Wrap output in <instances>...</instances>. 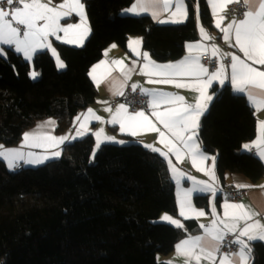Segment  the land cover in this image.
I'll list each match as a JSON object with an SVG mask.
<instances>
[{
  "label": "trees",
  "instance_id": "16d2710c",
  "mask_svg": "<svg viewBox=\"0 0 264 264\" xmlns=\"http://www.w3.org/2000/svg\"><path fill=\"white\" fill-rule=\"evenodd\" d=\"M83 1L91 35L81 48L57 43L64 71L49 52L32 63L11 48L6 59L0 57V145H20L22 134L45 119L56 120L59 134L71 129L96 101L89 73L110 45L126 48L140 36L155 60L168 62L182 58L185 45L198 39L194 0L187 21L176 25L125 15L135 0ZM198 2L201 22L212 30L207 0ZM213 93L200 123L201 146L217 156L224 186L229 174L257 184L264 164L244 151L256 137V111L230 85L215 86ZM195 204L209 210V195L196 196ZM164 213H178L168 164L136 141L96 150L88 135L66 144L59 159L20 170L0 159V264H164L159 256L172 254L188 234L162 222ZM249 247L251 264H264V242Z\"/></svg>",
  "mask_w": 264,
  "mask_h": 264
},
{
  "label": "snow or ice",
  "instance_id": "6c2138e0",
  "mask_svg": "<svg viewBox=\"0 0 264 264\" xmlns=\"http://www.w3.org/2000/svg\"><path fill=\"white\" fill-rule=\"evenodd\" d=\"M209 2H211V0H209ZM225 2L231 3L233 0H225ZM235 2L239 3L240 0H235ZM4 3L9 6H12L14 3H23V8L15 7L9 12L5 11L3 7H0V57L7 58L5 46L11 48L18 54L22 53L24 58L29 61L33 59L34 53H38V50L43 49L47 51L51 49L52 55L57 59V66L59 68H64L65 65L59 60V55L56 50L51 47L48 38L49 36H54L56 39H60V36L57 35L58 33L62 32L67 35L70 30L80 28L79 24L70 23L64 27L61 25V20L64 19L66 22L68 18H71L73 12L79 15L83 20L84 4L81 0H64V3L60 4L58 7H50V0L49 3L41 2V0H31L30 3H24L23 0H0V4ZM243 3L248 5V9L239 13V15L243 17L242 19L234 18L226 27H221L220 20H216L215 27L220 29L223 33V40L230 46L238 47L239 51L244 54L247 60L256 64L264 65V0H243ZM194 7L196 9V20L199 25L200 12L198 0H194ZM215 7V4H213V17L216 16ZM62 9L68 10L62 11ZM126 11L136 15L150 13L152 18L158 23H182L188 18V10L185 7V0H135L133 6ZM164 12H169L171 17L180 16L182 19H160L161 14ZM9 16L12 21L22 27L12 26V23L7 19ZM199 31L202 37H207V33L202 26H199ZM208 38L210 39V37ZM233 38L235 42L234 45H232ZM65 42L71 43L78 41ZM141 43L142 38L131 40L129 43V48L136 56H139L140 53H138L136 48L132 47V45H139ZM110 47L114 48L116 45ZM200 47L201 45L199 42L195 44L190 43L188 45L190 52L192 49H199ZM218 53L219 48L213 45L212 54L209 57V65L215 70L210 71L209 66H205L200 62L199 56L189 54L182 61L175 64L170 63L160 65L151 61L149 54L144 52L143 60L146 63L140 68V74L165 77L159 80L149 79L148 82L163 84L175 83V86L178 88L187 87V85L175 82L169 77L192 76L196 78L197 83H201L202 78L205 77L209 79H219L224 73L225 65L221 63L219 68H216L213 58L216 57ZM224 55H231L230 78L231 83L235 86L234 90L239 93H247L249 101H251L256 111H259L260 108L264 106V71H260L253 67L252 64L242 60L238 55L228 53H225ZM112 63L122 66L120 72L123 77V82H121L119 89L113 91V95L123 96L125 94L123 92L124 83H126V81L131 78L132 73L136 71L137 61L133 60L130 67L124 65L123 60H113ZM96 67L98 66H94L93 72ZM149 67L151 70L145 71V69ZM29 75L35 79L38 73L32 71ZM89 75H92V73L90 72ZM93 80L97 86H99L100 81H97L95 76H93ZM219 82L223 84L224 80L220 79ZM131 88L132 91L135 92L137 88H139V85L132 84ZM253 88L260 90L258 95L253 94ZM139 90L141 95L150 98L147 104L148 107L152 109L151 115L154 116L156 121L171 134L175 141L179 142L183 149H186L191 153L193 166H196L197 156H200L203 159H208V157L204 156V154L199 151V145L196 144L193 139V137L196 136V130L198 129L197 117L201 114L200 109L202 106L199 103V99L194 106L185 105L182 103L184 101V97L182 96H174L171 93L144 88H140ZM208 99H211V97H208ZM177 102H180L181 106L167 108L164 111L157 110L162 104H173ZM98 103H100V101H98ZM103 103H107V101H104ZM105 111L112 112V109L109 107L106 108ZM81 118L82 122L75 135H72L71 133H67L63 136L51 135L50 131H46L45 129L51 128L54 130L56 122L52 119H49L42 124H38L36 129L22 134V142L19 148L6 149L3 145H0V159L7 162L9 169H15L18 167L19 165L17 164V161H23L24 163L31 165H41L48 161L59 159L63 151L60 146L70 144L78 137H83L85 132L81 131V129L86 127V122L89 118L103 122V119L100 116L95 115L94 110L91 108L87 109L86 113L78 114L77 117L74 118V127L77 121H81ZM138 119L145 121L152 131H159L161 138L165 137V132L160 131V129L148 119L143 110H133V113L129 114L128 107L123 103L119 104L116 107L115 112L112 113L110 123L114 125L119 123L120 131L124 132L126 128L125 121L133 122ZM259 125L262 132H264V121L259 122ZM128 130L133 136L137 134L132 123L128 124ZM94 135L97 137L96 148H99L103 129H100L98 132L94 133ZM105 139L113 140L114 138L105 136ZM120 142L123 143V141ZM160 142L164 143L165 141L161 139ZM261 143H264V139H261ZM26 146L42 149L53 148L57 150L51 152L46 151V154L29 152L27 156H25L21 149ZM165 146L168 147V152H163L153 145H145L146 148H149L154 153H159L160 156L167 160L170 171L174 173L175 176L183 175L175 166H173L172 161L168 159V153L171 152L176 156L177 160H179L181 158L180 149L177 148L171 140L165 143ZM244 147L247 149L249 148V145L246 144ZM94 154L95 149L93 151V156ZM261 156L264 157V153H261ZM214 167L215 159L213 158V169ZM198 170L204 171L205 175H208L212 181H216L217 178L214 170ZM187 179L193 181V188L184 191V199L179 201L180 215L185 216L184 209L187 205V207L195 213L196 217H203L206 215L205 211H197L192 208L191 203L188 200L189 195L193 192H198L211 193L212 196L215 197L217 191L213 188L212 184H209L206 181H197L192 177H187ZM176 182L179 184V180ZM237 187L244 188L248 186L238 185ZM237 194L240 193L238 192ZM222 207L225 210V219H220L217 216L215 206H213L212 215L216 217V219L212 221L211 225L199 226L204 229V234L188 236L175 245L177 256L183 255L185 257V264H190L193 259L196 261V264H199L201 257L213 261V264H215L217 254L220 256V264H228L229 257L233 255H238L240 259H243L247 245L240 239V237L247 236L249 231L253 228L264 230V224H261L258 219L251 224L248 223V221H253L254 217L260 215V213L252 211L248 205L243 203L225 202ZM229 208L237 211L230 215L227 211ZM161 219L168 221L177 228H183L180 221L173 219L167 214ZM241 221L244 222L243 226H241ZM221 225L222 227H219ZM237 229H239L238 234ZM229 234L235 235V239L226 240L225 237ZM258 238L264 239V234L260 235ZM249 239H252V237H249ZM233 245L241 246L238 253L221 251L222 248L231 249ZM248 252H250V249H248ZM164 264H172V262L166 261Z\"/></svg>",
  "mask_w": 264,
  "mask_h": 264
},
{
  "label": "crops",
  "instance_id": "0c3cea01",
  "mask_svg": "<svg viewBox=\"0 0 264 264\" xmlns=\"http://www.w3.org/2000/svg\"><path fill=\"white\" fill-rule=\"evenodd\" d=\"M31 0L26 1L25 3H30ZM41 2L44 3H49V0H41ZM81 2L84 4V1L81 0ZM64 0H50L49 6L50 7H58L60 4H63ZM235 0L231 3H226L225 0H207V4L209 6L210 12L212 14L213 12V4H215V11H216V16L213 17L212 14V23H213V29L209 30L206 28L203 23L201 22V19L199 20V25L197 23V29H198V39L194 42H189L185 45V50H184V55L182 58L175 60V61H168V62H159L155 60L150 53L144 49V44L143 40L142 43L137 45L133 44L132 47L136 48L137 52L140 53L139 56H136L131 49L129 48V43L131 40H135L137 38H142L140 36H132L128 43L127 47L123 48L117 44H112L116 45V47H107L104 51V55L100 61H98L96 64H94L90 70L92 75H90V79L92 80L93 84L96 86L98 90V95L96 98V101L87 107L85 110H83L81 113H86L87 109L91 108L94 110L95 115L100 116L103 119V122L97 121L95 119L89 118V120L86 122V127L84 129H81V131L85 132V135L83 137H78L77 139L73 140L77 141L80 140L88 135H92L95 139V147L97 143V137L94 135V133L98 132L100 129H103V135H101L100 140V146L101 147L103 144L107 143H113V144H127L131 141H136L143 146L145 145H153L156 148H159L163 152H168V147L165 146V143H167L169 140L172 141L173 144L176 145L177 148L180 149L181 153V158L177 160L176 156L169 152L168 153V159L172 161L173 166H175L180 173L183 175L175 176L174 173H171L172 179L176 185V204L178 207V213L175 214H170V213H164L161 218L167 214L173 219H176L180 221V223L183 225V229H185L188 234L185 238L188 236H195V235H203L204 234V229L200 228V225H211L212 221L216 219L212 215V210L213 206H215V210L217 213V216L220 219H225L224 217V209L222 207L223 203L225 202H235V203H243L245 205H248L250 209L254 212L260 213L259 216H256L253 218V221H248L249 224L253 223L255 220H260L261 224H264V177L257 183L253 184L250 180H248L244 175L241 174H229L227 176L226 180V186H224L220 180L218 179V174H217V156L215 154H207L204 152L199 137V129H200V123L202 117L208 112L211 103L213 102L214 99V93H213V88L215 86L223 87L226 85H230L232 88V91L236 95H242L246 97L250 105L255 109V107L252 105L251 101H249L247 93H239L234 90L235 86L231 83V68H230V63H231V55L225 56V53L228 54H235L240 56L242 60H245L247 63L252 64L253 67L257 68L260 71H264V65L256 64L253 63L250 60H247V58L244 56L242 52L239 51V48L236 46H230L228 43H226L223 40V33L220 31V29H217L215 27V21L220 20L221 22V27H226L228 23H230L234 18L235 19H242V18H237L234 16H229L228 15V10L229 8L233 5L236 4ZM239 3H243V0H240ZM199 4V2H198ZM248 6V5H247ZM185 7L188 10V16H189V0H185ZM23 8V7H22ZM195 8V7H194ZM68 9H62V11H67ZM199 12H200V5H199ZM84 19L82 20L79 15H77L75 12L72 13L71 18H68L67 21L65 22L64 19L61 20V25L66 27L67 24H79L80 28L78 29H73L70 30L67 35L64 33L60 32L57 35L60 36V39H56L54 36H49L48 41L51 44V47L54 48L57 52V43H62V44H67L72 47L76 48H81L85 45L86 41L88 40L89 36L91 35V27L90 23L88 20V16L86 13V8L84 4ZM125 15L128 16H149L152 18L150 13H144L140 15H136L131 12H125ZM195 15H196V9H195ZM8 19V18H7ZM153 19V18H152ZM160 19L164 20H172V19H182L180 16L176 17H171L169 12H164L161 14ZM188 19V18H187ZM186 20L182 23H159V24H183L185 23ZM10 23H12V26L14 27H19L14 21L9 19ZM154 22L158 23L156 20L153 19ZM197 22V20H196ZM199 26H202L205 29V32L207 33V37H202L200 31H199ZM82 37V38H81ZM210 37V39L208 38ZM65 41H78V42H65ZM199 42L201 47L199 49H192L191 52L188 49V45L190 43L195 44ZM234 38L232 39V45H234ZM215 45L219 48V53L217 54L216 58L218 59V67L221 63L225 65L224 73L223 75L217 79V78H202L201 83H197L196 78L192 76H175V77H169L170 79H173L175 82L182 83L187 85V87H181L178 88L175 86V83L172 84H163V83H149L148 80H159L163 79L165 77H161L159 75H153V76H147V75H141L140 74V68L143 67V65L146 63L143 60V53L147 52L149 54V58L151 61H154L156 64L164 65V64H175L177 62L182 61L186 56L189 54L193 56H199L200 57V62L202 64V57L206 54H209L211 56L212 54V46ZM7 46H5V51L7 52ZM43 52H49L51 55V49L45 51L43 49L38 50V53L33 54V59L31 61L27 60L24 58L23 54L20 53V55L29 63H32L35 56L39 53ZM58 53V52H57ZM53 56V55H52ZM54 57V56H53ZM56 64H57V59L54 57ZM59 60L62 62L63 60L59 56ZM113 60H123L124 65L126 66H131L132 61L136 60L137 65H136V71L132 73L131 78L124 83L123 86V92L125 93L126 89L132 84H137L139 85V88H144V89H150V90H157V91H162L166 93H171L174 96H182L184 97V101L182 102L185 105H195L197 103V100L199 99V103L201 104V109H200V115L197 117V125L198 129L196 130V136L193 137L194 141L196 144L199 145V151H201L204 156L208 157V159H203L200 156L196 157V166H193L192 164V155L191 153L188 152V150L183 149V147L179 144V142L175 141V139L171 136L170 133L167 132L166 129L163 128L162 125H160L154 116L151 115L152 109L148 108L145 110V115L148 117L149 120H151L160 131L165 132V137L161 138L160 137V132L159 131H152L147 123L143 121L142 119H138L137 121L129 122L125 121V131L121 132L120 131V126L119 123H116L115 125L110 123L112 113L115 112L116 107L123 103L128 107L129 111V106L126 104L123 100H121L122 96H117L113 95V91L115 89H119L121 82H123V77L121 75L120 69L121 65L113 64ZM230 61V62H229ZM103 62V63H102ZM63 63V62H62ZM205 65V64H204ZM94 66H98L95 68V71L93 72ZM206 66V65H205ZM58 67V66H57ZM59 68V67H58ZM151 68H146L145 71H150ZM93 76H95L97 81H100L99 86L94 82ZM220 79L224 80V83L221 84L219 82ZM251 87V86H249ZM199 89V90H197ZM254 95H258L260 90L259 89H252ZM208 97H211V99H208ZM259 98V96H258ZM150 98L148 97V100ZM100 101V103H98ZM104 101H107V103H103ZM117 101V103L113 106L112 102ZM181 106L180 102L173 103V104H162L157 110L158 111H164L167 108H173V107H179ZM111 108L112 112L105 111L106 108ZM256 111V109H255ZM80 113V114H81ZM133 112L129 111V114H132ZM257 115V123H256V137L255 139L248 143L249 148L244 147V151L246 153L252 154L257 156L262 163L264 164V157L261 156V153H264V143H261V139H264V132H262L259 122L264 121V106L260 108L259 111H256ZM77 117V116H76ZM56 122L55 119L50 118ZM49 119L41 120L35 124L34 127L29 129L27 132H31L33 129L37 128L38 124H42L45 121H48ZM81 121H77L75 127L73 126L71 129H69L66 133L59 134L56 130L57 128V122L54 130L51 128L45 129L46 131H50L51 135L54 136H63L67 133H71L72 135L76 134L77 129L79 128ZM132 123L135 131L137 134L135 136L131 135L129 130H128V124ZM105 136L107 137H113V140H106ZM161 139H163L165 142L162 143L160 142ZM120 141H123L121 143ZM21 145V143H20ZM20 145L18 146H11V147H6V149H16L19 148ZM65 145H61L60 147L63 149ZM149 149V148H148ZM25 156L29 152L37 153V154H46L47 152L55 151L57 149L53 148H48V149H42V148H31V147H24L21 149ZM62 154V153H61ZM159 155V153H157ZM162 157V156H161ZM164 158V157H162ZM213 158L215 159V167L213 169ZM165 159V158H164ZM56 160V159H55ZM5 161V160H4ZM52 161V160H51ZM6 162V161H5ZM49 162V161H48ZM167 162V160H166ZM47 163V162H46ZM7 164V162H6ZM17 164L19 165L18 167L22 166L23 168L25 167H38L40 165H31V164H26L23 161H17ZM168 164V163H167ZM43 165V164H41ZM18 167L12 170H16ZM169 167V165H168ZM198 169H204V170H214L215 176H216V181H212L208 175H205L204 171L198 170ZM170 170V168H169ZM187 177H192L195 178L197 181H206L209 184L213 185V188L216 189L217 195L215 197L212 196L211 193H198V192H193L189 195L188 200L191 203V207L194 208L195 210H204L206 215L203 217H196L195 213L185 206V216L180 215V206H179V201L184 199V191L193 188V181L191 179H187ZM177 180H179V184H177ZM238 185H246L248 187L244 188H238ZM229 188H234L236 190L244 191L245 195L238 199V200H231L227 197V190ZM199 195H209V200H210V208L207 210L206 208L198 207L195 204V198L196 196ZM229 214H233L237 210L235 209H227ZM187 217V218H186ZM162 222L169 223L168 221H165L161 219ZM190 222H195L197 225L196 226H189ZM243 221H241V226H243ZM174 226V225H172ZM219 227H222L219 226ZM239 232V229H237V234ZM264 234V230H261L259 228H253L249 231L247 236H242L240 237L241 240L245 242L247 245V248L245 249V255L243 259H240L238 255L229 257L228 264H251V254L248 252V249H250V243L255 242V241H263L264 239H259L258 237L260 235ZM230 235V234H229ZM249 237H252V239H249ZM184 238V239H185ZM198 251V250H197ZM160 262L164 263L166 261H171L172 264H185V257L183 255L177 256L176 254V249H174L173 253L168 255V256H159ZM190 264H196V261L193 259ZM199 264H213V261L207 260L203 257H201V260L199 261ZM215 264H220V256L217 254Z\"/></svg>",
  "mask_w": 264,
  "mask_h": 264
},
{
  "label": "built area",
  "instance_id": "2783aa9c",
  "mask_svg": "<svg viewBox=\"0 0 264 264\" xmlns=\"http://www.w3.org/2000/svg\"><path fill=\"white\" fill-rule=\"evenodd\" d=\"M26 1L29 0H23V2L25 3ZM0 7H3V9L5 11H9L11 12V10L15 7H23V3H14L12 6L7 5L6 3L4 4H0ZM248 9V6L245 5L244 3H236L233 4L229 10H228V15L229 16H234L237 18H242V16L239 15L240 12L245 11ZM8 19H11V17L9 16ZM22 27V26H19ZM209 54H206L202 57V61L206 66H209ZM215 64H216V68L218 67V59L216 57L213 58ZM230 62V61H229ZM215 69H212L210 67V71H214ZM121 100H123L126 104H128L129 106V111L133 112V110L135 111H140V110H147L148 107V97H145L143 95L140 94V90L137 89L135 92L132 91V88L129 86L126 91L125 94L121 97ZM117 103V101L112 102V105L114 106ZM22 168V166L18 167L17 170H20ZM240 194H237V193ZM227 197L231 200H238L240 198H242L245 195L244 191H240V190H236L234 188H229L227 190ZM226 240H233L235 239V235H227L225 237ZM241 246L240 245H233L231 249L228 248H222V252H229L232 251L234 253H238L240 251ZM235 256V255H233ZM232 257V256H230Z\"/></svg>",
  "mask_w": 264,
  "mask_h": 264
},
{
  "label": "rangeland",
  "instance_id": "374dc122",
  "mask_svg": "<svg viewBox=\"0 0 264 264\" xmlns=\"http://www.w3.org/2000/svg\"><path fill=\"white\" fill-rule=\"evenodd\" d=\"M63 62V64L65 65V67L64 68H58L59 69V71H64L65 69H66V64H65V62L64 61H62ZM98 148H96V150H97Z\"/></svg>",
  "mask_w": 264,
  "mask_h": 264
}]
</instances>
